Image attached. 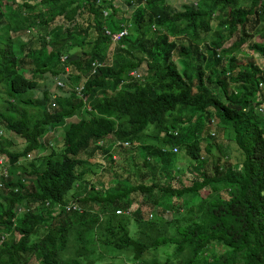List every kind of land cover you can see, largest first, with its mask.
<instances>
[{
  "label": "trees",
  "instance_id": "1",
  "mask_svg": "<svg viewBox=\"0 0 264 264\" xmlns=\"http://www.w3.org/2000/svg\"><path fill=\"white\" fill-rule=\"evenodd\" d=\"M185 1L126 0L122 10L114 0H0V89L13 100L0 111L11 174L0 166V238L18 207L50 200L0 243V264H264V42L251 41L264 38V0ZM124 29L117 41L106 33ZM238 49L262 61L242 67ZM68 66L86 78L82 97L34 96ZM213 115L235 162L211 155ZM49 138L57 154L38 155ZM133 148L150 178L131 184L115 166L119 154L130 167ZM70 189L84 192L82 211L66 210Z\"/></svg>",
  "mask_w": 264,
  "mask_h": 264
},
{
  "label": "rangeland",
  "instance_id": "2",
  "mask_svg": "<svg viewBox=\"0 0 264 264\" xmlns=\"http://www.w3.org/2000/svg\"><path fill=\"white\" fill-rule=\"evenodd\" d=\"M114 1L119 6V8H121L122 10H129L130 9V6L128 5L126 0H114ZM185 2H186L185 0H168V3L176 9L181 8V5ZM219 12L220 11H216V13H219ZM224 12L225 13L228 12L227 7L224 9ZM108 14H109L108 10H104L103 15L107 16ZM211 24L214 25L215 20H212ZM234 39L235 38L232 37L231 39H229L226 42L225 45L228 46L229 44H231L234 41ZM251 41L264 42V38L261 37L260 33L256 31V32H254ZM246 47L247 46H244V47L241 46V48H246ZM113 49H114V46L112 45L109 48V53H111L113 51ZM74 52L78 53L79 50L74 51ZM242 52L243 51H241L240 49L235 51V53L237 54V58H238L239 62L242 63V67L243 66L249 67V64H253L255 66L256 64H259L262 61L258 57V55L254 56L255 54H250V55L244 56V54ZM174 59L177 61L176 56H174ZM68 68H69V71L67 74H63V75H62V73L60 74V75H62L61 77L63 79L49 75V77H47L46 79L41 80L37 85V87L39 89L34 91V96H40V93L43 90H46L49 93H54L52 95H54L55 98H58L59 96L60 97L64 96L66 98H70L73 94H76L75 89L77 87L81 86L86 78H85V76H79L78 78H75V77H77L75 75H77L78 72L74 69H71L70 66H68ZM57 80H61V81L64 80L65 85L60 89L55 86ZM58 94H59V96H58ZM4 99L10 100L7 96V93L3 89H0V111L4 110V105L6 104ZM56 103H57V108H65V106L63 105L64 104L63 102H62V104L60 102H56ZM52 108H56V104H52L49 109H52ZM214 118L215 117L213 115L212 118L210 120H208L209 122H211L210 130L216 131V135H215L214 139L211 140V142L213 143V146L211 149V155L219 156L222 159L227 157L225 160L228 159L229 162L237 161L239 158V152L237 151L235 142L232 141V139H228V137L226 136V133H227L226 131H224V133H221V134H224V136H222L221 134L217 135V133L220 131H218V129L216 130L217 123H215L216 119L214 120ZM71 119L75 120L76 118L72 117ZM218 126H220V125L218 124ZM205 128H208V125H205ZM63 130H64V126L60 129H56L54 131L55 136L58 137L57 135H59V137L62 138ZM0 131H2L1 125H0ZM3 137H6V139L12 140L13 142H17L20 139V137L17 134H15L11 131H9L8 133H5L3 135ZM46 141H50V142H46L47 144H45L44 148H42V150L38 151V155L48 154L49 150H51V149L56 150V151H54V154H57L56 152H57L58 148L61 146V143L55 144L54 142H52V141H54L52 138L46 139ZM106 144L109 145V142H107ZM205 144H206L205 142H202V146H204ZM11 150L16 151V147L12 146ZM136 154H138V151L133 148L130 155L132 156V158L134 157V160L131 163L130 167H128L127 165L130 164L131 159H128V164H126V161L124 159H122L121 157H119V154H116L117 155L116 159L119 158L118 162L116 160V166H115V172H116V176L118 179L123 180V179H126L128 177V180L131 184L133 181L149 180L150 177H148V176L141 178L140 173L147 171V169L142 166V161L140 158L136 157ZM183 156H186V154H184L183 152H178V158L176 159V166H178L179 169L182 170L181 175H183V177H187L190 174L189 171H187L189 169V166L187 165V161ZM160 166H161V164L157 165V167H158L157 170H160L159 169ZM129 168H130V172L132 174L131 173L128 174ZM100 176H101L100 166H98L97 169L95 170V176L92 178V180H98L100 178ZM155 178L159 183H166L167 182V179H165L161 174H159L158 176H155ZM175 184H177V182H175ZM111 189H114V188L112 187ZM79 190H80V188L77 189V191H79ZM73 192H74L73 189H70L66 193L65 199H67V201L75 200L72 197ZM76 194L81 195V193H79V192H76ZM133 201H130V204H131L130 210H135L137 207V204H136L137 202H135V201L133 202ZM176 202H178V200ZM83 203H84V201H83ZM90 204H91V206H93L92 207L93 209L100 211L99 202L91 201ZM142 208H143L142 209L143 212L147 211L145 206H142ZM99 252H100V249L97 248V253H99ZM152 253L153 252L148 253L147 255H151ZM158 254L161 255L162 251H159ZM65 256H71L70 250L65 252ZM206 256L210 257V254L208 253ZM117 262L119 263L120 261L117 260ZM130 263L131 262H128L127 264H130ZM97 264H100V262L99 263L97 262Z\"/></svg>",
  "mask_w": 264,
  "mask_h": 264
},
{
  "label": "clouds",
  "instance_id": "3",
  "mask_svg": "<svg viewBox=\"0 0 264 264\" xmlns=\"http://www.w3.org/2000/svg\"><path fill=\"white\" fill-rule=\"evenodd\" d=\"M119 40V39H118ZM93 65H100V62H94L93 63ZM65 68H67V66H65ZM68 71L69 70H67V71H65L63 74H67L68 73ZM63 79V78H62ZM56 84H59V86L60 87H63L64 85H65V83H64V80L63 81H61V80H57L56 81ZM83 84H84V82L82 83V85L81 86H79V87H77L76 89H75V93L79 96V97H82V95H81V90H83ZM13 100H11V98H10V101L9 102H12ZM1 133V132H0ZM26 158L27 159H31L32 158V156L31 155H26ZM5 164H7V163H5ZM5 164H4V157H3V155L1 154L0 155V166H3L2 167V171L5 173L4 174V176H9V175H11L10 174V172H9V170H10V167L8 168V165L7 166H5ZM19 169H17L16 170V172L18 171ZM0 171H1V168H0ZM0 176H2L1 174H0ZM95 176V175H94ZM94 176H92V178L94 177ZM92 178L90 179V181L89 182H91V180H92ZM92 181H96V180H92ZM76 194V192H73V194H72V197L75 199V200H72V201H67V199H65L66 201H67V203H65V208H66V210H68V209H73V210H76V211H82L84 208H83V201H80V199L82 198V196H84V192H82L81 193V195H75ZM35 204L34 205H32V206H21V207H18V209H17V215H16V218L14 219V223L12 224V226H11V229L8 231V232H6V233H2L1 234V238H0V243L3 241V240H5L6 239V237H9L10 236V234L11 233H13L14 232V230H15V228H16V226L18 225V221L20 220V219H22V217H23V215L25 214V213H27L28 212V210H30V208L31 207H34L35 205H43L44 207H49V205H50V200L49 201H43V202H40V203H38V202H34ZM37 206V207H38ZM60 206H61V204H58L55 208H60ZM119 211L118 210H116V213H118ZM14 233H16V232H14ZM16 238H19V236L17 235V237ZM130 264H137V263H130Z\"/></svg>",
  "mask_w": 264,
  "mask_h": 264
},
{
  "label": "built area",
  "instance_id": "4",
  "mask_svg": "<svg viewBox=\"0 0 264 264\" xmlns=\"http://www.w3.org/2000/svg\"><path fill=\"white\" fill-rule=\"evenodd\" d=\"M106 33L111 36L113 41H117L121 36L127 33L126 29L121 30L119 32H111L110 30H106Z\"/></svg>",
  "mask_w": 264,
  "mask_h": 264
}]
</instances>
